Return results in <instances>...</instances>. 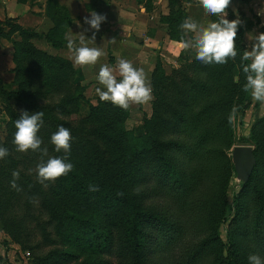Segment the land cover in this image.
Masks as SVG:
<instances>
[{
	"label": "trees",
	"instance_id": "trees-1",
	"mask_svg": "<svg viewBox=\"0 0 264 264\" xmlns=\"http://www.w3.org/2000/svg\"><path fill=\"white\" fill-rule=\"evenodd\" d=\"M152 1L144 0L145 11L152 9ZM174 1L161 21L169 37L180 40L186 14L178 2L174 8ZM46 2L52 23L46 32L7 19L9 32L0 26L1 37L9 39L11 31L20 37L12 40L15 89L0 78V103L8 117L0 146L9 150L0 160V229L10 241L33 251V264H249L251 254L264 258V115L252 127L256 162L248 181H239L242 188L234 192L236 215H225L235 173L228 117L248 94L240 67L247 49L243 26L237 32L238 56L226 65H204L193 55L166 74L156 61L150 76L152 113L137 135L123 127L129 109L99 98L88 115L71 119L85 99L77 69L69 58L37 47L32 39L43 36L53 48L64 47L73 17L59 0ZM86 8L98 9L89 3ZM22 111L44 113L38 136L48 149L45 162L64 155L50 143L58 127L72 135L69 162L74 169L47 188L29 171L41 154L19 153L12 143ZM14 171L20 173L21 191L11 187ZM91 184L99 191H89ZM37 201L45 220L31 213ZM16 205L44 231L40 240L26 233ZM219 222L227 231L225 243L217 233Z\"/></svg>",
	"mask_w": 264,
	"mask_h": 264
},
{
	"label": "clouds",
	"instance_id": "clouds-1",
	"mask_svg": "<svg viewBox=\"0 0 264 264\" xmlns=\"http://www.w3.org/2000/svg\"><path fill=\"white\" fill-rule=\"evenodd\" d=\"M231 3L232 0H197V4L202 6L204 12L216 19L205 25L191 17L186 18L180 25L183 35L178 41L179 49L194 50L195 59L204 65H226L229 60L235 61L238 56L237 32L242 21L238 13L236 19L230 21L226 18L227 9ZM257 14H264V9ZM105 21L106 16L95 11L84 18V23L89 26V29L85 31L95 30L91 38H87L89 41L95 42V33L99 32L101 24ZM189 34L192 35L189 36ZM247 36L251 42L250 50L245 49L240 55V67L246 78L243 91L250 93L253 101L264 103V32L258 35L248 33ZM65 39L73 67L94 66L105 54L100 47L87 46L84 33L80 34L79 46L70 33L66 34ZM96 79L103 86V88L96 89L100 101L111 102L113 106L122 110L127 111L133 105H145L153 99L152 88L145 71L143 68L135 67L131 61L119 59L115 68L107 64L102 65ZM237 111V107L234 106L228 117L229 123L235 120ZM43 116L42 111L34 113L22 111L19 118L15 120L16 131L12 143L19 153L31 151L41 154V161L35 169L36 179L47 188L49 183H54L73 171L74 165L69 162L72 135L70 130L63 125H60L58 130L51 135L50 143L54 145L56 153L62 152L64 155L49 157L46 162L44 161L43 158L48 155V149L41 147L43 141L38 136L44 124ZM8 155L9 150L0 146V160ZM19 175V171L12 173L11 187L16 191L22 190L16 183ZM89 191L97 192L99 187L91 184ZM248 261L249 264H264V258L257 254L249 255Z\"/></svg>",
	"mask_w": 264,
	"mask_h": 264
},
{
	"label": "rangeland",
	"instance_id": "rangeland-1",
	"mask_svg": "<svg viewBox=\"0 0 264 264\" xmlns=\"http://www.w3.org/2000/svg\"><path fill=\"white\" fill-rule=\"evenodd\" d=\"M33 1V0H29ZM41 0H37L36 3H39ZM112 5L107 9V14L110 16H114V19L112 22L107 21L103 22L101 24L99 32L95 33V42L89 41L87 38H91L93 32L95 30H88L89 26L84 23V19H82L77 27L72 28L70 31L72 39L75 41L77 46H79V38L80 34L84 33L86 37V44L89 47H100L104 51V55L98 60L96 65L94 66H88V67H76L78 72V81L81 86H83V93L85 96V99L82 100L79 104V111L78 114L72 115L71 119H75L80 116H86L89 112L90 105H97L99 96L96 93V89L98 87L103 88L102 85H100L96 79L99 69L102 65L107 64L110 67L115 68L117 62L119 59H125L128 61H131L133 65L137 68H143L145 71L148 81L150 82V76L151 72L154 68V65L157 60L161 62L162 69L165 71L166 74H170L172 70L179 66L180 63H182L185 59H192L190 56L195 55V51L192 49L189 50H181L180 52H177V49H175V46L170 45L168 43H165V46L163 44L162 48L159 49V45L157 42L152 43V41H147L144 39L145 33H137L132 34L131 36L128 35V26L125 25V21L132 20L133 19V5L136 4L138 6H142L144 0L141 1L140 4L136 2V0H110ZM42 2V1H41ZM175 2V1H174ZM177 0L175 3H173L174 8L179 6L180 4ZM46 3V1H45ZM87 3L91 6L98 7L96 11H99V8L101 6V3H106L103 0H88ZM234 6L231 10V17L232 20L237 18V13L239 16V19L242 21L243 26V33H244V42L246 44L247 49L250 50V41L248 40V33H252L254 35H258L261 32H264V14L258 15L257 13L264 9V0H244L243 1H234ZM171 4V0L167 1H161L158 2L157 0L152 1V9L147 12H151L154 9H156L154 12V16L156 19L157 12L160 10L159 20L164 19V16L168 18L169 13V6ZM40 7V6H39ZM139 10V9H138ZM235 10V11H234ZM165 13H163V12ZM228 11V9H227ZM140 12V11H139ZM37 14H40L41 16L39 20L40 27H46L47 24H49V21L47 18H45L42 15V12H38ZM156 14V15H155ZM120 17L121 19L117 20L116 17ZM229 16V12H228ZM228 16L226 17L228 20ZM143 18V16H141ZM144 17H146L144 15ZM215 17L212 16V20ZM147 19V18H146ZM151 19V18H150ZM147 20L146 24V31L151 30L153 28V25H157L156 20ZM210 19L209 14H207V18L204 20L206 21V24L209 21H212ZM214 21V20H213ZM162 23H165L161 21ZM145 24V23H143ZM166 29L165 31H168L167 25L164 24ZM28 30H33L29 29ZM145 29V28H144ZM125 31V32H124ZM43 33V32H42ZM38 33V34H42ZM192 34H189L191 36ZM75 37V39H74ZM114 39V40H113ZM147 41V42H146ZM36 46L39 48H44L47 51L53 53V54H60L67 58L71 55L67 45H65L62 48L55 49L53 47H50L43 36H39L35 38ZM176 46H178L176 43H174ZM175 50V51H174ZM174 54V56H172ZM4 69L7 67L8 62L3 60ZM2 69V72H4L2 75H0V78L5 83V86L8 89H12V81L14 79V74L12 72V69L9 70L6 68L5 70ZM4 70V71H3ZM16 87V86H15ZM153 96V95H152ZM24 102L23 100H21ZM151 102L152 100L145 104V105H133L129 108V114L125 121L123 122V127L126 130H130L134 132L135 134L139 135L144 132L143 127V119L144 118H150L152 113L151 108ZM246 104V105H245ZM245 105L244 108L242 106ZM0 106L2 108V112L0 113V136L2 140H5L7 137L6 133V122L8 120V117L4 111L3 104L0 103ZM238 111L236 113V118L232 122L233 131H234V141L236 144H249L254 148V144L250 140L251 137V131L254 123L261 118L264 115V103H260L257 101H253L251 98L250 93L247 94V100L244 101L240 106L237 108ZM76 113V112H75ZM231 151V150H230ZM230 155V153H229ZM36 167L29 168L30 173L33 174V176L36 178ZM242 187L239 185V181L235 177V173L232 172V175L230 177L228 187H227V198H226V210L225 215H229L234 217L236 215V210L233 202L234 198V192H237ZM33 205V204H32ZM16 215L19 216L20 221L25 224L26 228H28V231L26 233L28 235L32 236V241L40 240V235L44 232L41 231L40 228L37 227V223L33 219H28L24 217L23 210L19 208V205H16ZM42 207H40V202H35L33 207L31 208V213L38 217L40 220H45L46 216H43L42 213ZM234 221L230 222V229L233 228ZM50 230V228H48ZM217 233L223 243H225L227 238V231L224 228L223 224L221 222L217 223L216 226ZM10 241L9 236L7 235V240ZM0 242L3 243V247H6L8 249L10 246L7 245L6 242L0 238ZM11 242V241H10ZM14 244V256H13V262H9L7 258L0 257V264H33L32 260L34 259L35 253L31 250L21 248V246L17 243ZM246 247H251L250 243L248 242L246 244ZM44 250L47 249V246L42 247Z\"/></svg>",
	"mask_w": 264,
	"mask_h": 264
},
{
	"label": "crops",
	"instance_id": "crops-1",
	"mask_svg": "<svg viewBox=\"0 0 264 264\" xmlns=\"http://www.w3.org/2000/svg\"><path fill=\"white\" fill-rule=\"evenodd\" d=\"M41 1L39 3H36L37 0H33V1H29V0H0V26L3 27V31L9 32V30H10L11 26H8V25L3 23V21L5 19H7L11 24L17 23V24L21 25L23 28L33 29L37 33L46 32L48 30V28L51 27L52 23H51V20L49 18V15H48L47 2L45 3L46 0H41ZM59 1L68 7V9H69V11L73 17L72 23L69 27L70 31L72 30V28L77 27V25L79 24V22L82 19H84L86 16H90V13L92 11H95L99 14L105 15L106 16L105 22H107V21L112 22V20L114 19V16H110L107 14V9H109V7L112 5L110 0H103L106 3H101L99 11L87 10L86 3L88 0H59ZM157 1L161 2L162 0H157ZM163 1H167V0H163ZM177 1L180 3L179 5L181 6V8L184 10V12L186 14L185 19L188 17H191L194 20H196L198 23L206 25V21H204V20L207 18V14L204 12L202 6H199L197 4V0H177ZM234 1H243V0H232V3L228 9L232 10V8L235 7ZM244 2H245V0H244ZM132 7H133V9H132L133 10V12H132L133 13L132 14L133 19L125 21V25L128 26V28H129L128 30H130V31H128L129 36H131L132 34H137L138 32L140 34L145 33L146 35L144 36V39L147 41L151 40L152 43L157 42V44L159 45V49L162 48L163 44L165 46V43H168L170 45L175 46V49H177V52H180L179 47L174 44V43H176L178 45L179 40L171 39L169 37V35L167 34V31H165L166 27L164 24H166V23H162L161 20H159L160 15H158V14H160V10H158V12H157L158 17L156 19H154L155 16H154L153 11H155L156 9H154L153 11H151L149 13V12L145 11V8L143 5L138 6V5L134 4ZM40 11L42 12V15L45 18H47L49 21V24H47L46 27H43V28H41L40 27L41 25H39V23H38L41 16H39L40 14H37V13ZM163 13H165V12H163ZM144 15L146 17H144ZM141 16H143V18ZM116 18H117L118 22L121 19L119 16ZM148 19L156 20L157 25L156 26L153 25V28L151 30L146 31L147 30L146 24H147ZM143 23H145V24H143ZM69 29L67 31V34L70 33ZM19 38L20 37H19L18 31H11L9 39L0 36V75H2L4 73V72H2V69H4V64H3L4 61L3 60L8 62V65L6 68H8L9 70H11L14 67L12 40H17ZM74 39H75V37H74ZM32 41L36 45L35 38H33ZM47 43L50 44L49 42H47ZM49 46L52 47L51 44ZM42 49H44V48H42ZM172 56H174V54H172ZM191 57L192 56H190V58ZM12 86H13L12 89H15V85L13 83H12ZM0 238H2V240L4 242H6L8 246H10V248L14 249V247H15L14 244H12L10 241H5V239L7 240V235L1 229H0ZM3 245L4 244L0 242V257H2L3 259L5 257L9 260V262H13V256H14L15 251L13 249H8L7 246L3 247ZM15 249H16V247H15Z\"/></svg>",
	"mask_w": 264,
	"mask_h": 264
},
{
	"label": "water",
	"instance_id": "water-1",
	"mask_svg": "<svg viewBox=\"0 0 264 264\" xmlns=\"http://www.w3.org/2000/svg\"><path fill=\"white\" fill-rule=\"evenodd\" d=\"M230 156L236 179L246 183L256 162L253 147L249 144H236L231 148Z\"/></svg>",
	"mask_w": 264,
	"mask_h": 264
}]
</instances>
